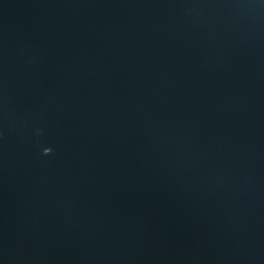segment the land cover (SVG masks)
I'll use <instances>...</instances> for the list:
<instances>
[{
    "label": "water",
    "instance_id": "water-1",
    "mask_svg": "<svg viewBox=\"0 0 264 264\" xmlns=\"http://www.w3.org/2000/svg\"><path fill=\"white\" fill-rule=\"evenodd\" d=\"M0 264H264V0H0Z\"/></svg>",
    "mask_w": 264,
    "mask_h": 264
}]
</instances>
